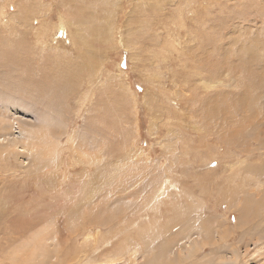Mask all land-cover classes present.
Returning a JSON list of instances; mask_svg holds the SVG:
<instances>
[{
    "label": "rangeland",
    "instance_id": "obj_1",
    "mask_svg": "<svg viewBox=\"0 0 264 264\" xmlns=\"http://www.w3.org/2000/svg\"><path fill=\"white\" fill-rule=\"evenodd\" d=\"M261 247L264 0H0V264Z\"/></svg>",
    "mask_w": 264,
    "mask_h": 264
},
{
    "label": "bare ground",
    "instance_id": "obj_2",
    "mask_svg": "<svg viewBox=\"0 0 264 264\" xmlns=\"http://www.w3.org/2000/svg\"><path fill=\"white\" fill-rule=\"evenodd\" d=\"M71 3V2H70ZM40 4V3H39ZM94 4V3H93ZM191 6V5H190ZM2 7V6H1ZM34 7V6H33ZM38 7V6H37ZM3 9V8H2ZM4 14V13H3ZM9 32V31H8ZM67 33H69V32H67ZM44 39V38H43ZM46 41V40H45ZM46 43V42H45ZM173 43V42H172ZM177 43V42H176ZM176 43H174V44H176ZM90 44V43H89ZM174 44H173V46H174ZM172 46V47H173ZM166 47V46H165ZM175 47V46H174ZM168 48V47H167ZM166 49V48H165ZM174 49V48H173ZM171 51V50H170ZM91 59V58H90ZM158 60V59H157ZM99 68V67H98ZM151 72V71H150ZM233 72V71H232ZM92 76V75H91ZM91 80H92V77L90 78ZM159 82V81H158ZM92 83V82H91ZM93 88V84H91L90 85V88L89 89H92ZM244 95V94H243ZM255 101V100H254ZM257 101V100H256ZM102 102V101H101ZM103 104V103H102ZM98 113V112H97ZM104 119V118H103ZM2 123V122H1ZM5 126H8V125H5ZM4 126V127H5ZM7 129V128H6ZM25 129V136H26V138L27 137H31L32 135H31V133L29 132V130L28 129H26V128H24ZM34 129V128H33ZM4 130V129H3ZM10 130V129H9ZM35 131V130H34ZM41 132H43V131H40V130H38V129H36V133H37V136L36 137H41V135H44V134H42ZM45 132V131H44ZM33 134L35 133V132H32ZM34 135H36V134H34ZM6 139H7V137H5L4 139H3V141H6ZM30 139V138H29ZM28 140V139H27ZM48 145V144H47ZM27 147H28V149L30 150V152L32 153L33 152V150L35 149L34 148V146H32V144L30 143V144H28L27 145ZM7 148V147H6ZM35 151V150H34ZM37 152V151H36ZM33 154V153H32ZM36 155V154H35ZM38 159V158H37ZM32 160V159H31ZM53 161V160H52ZM96 179H98V177L96 176L95 177V180ZM93 184H95V182L93 181L90 185H92L93 186ZM156 201V200H155ZM245 203V202H244ZM255 203V202H254ZM246 205V204H245ZM247 206V205H246ZM78 207V206H77ZM76 207V208H77ZM67 209V208H66ZM54 211V213H57V210H53ZM67 211V210H66ZM245 211V210H244ZM63 212V211H62ZM75 212H76V210H75ZM68 213V212H67ZM67 213H66V215H67ZM76 214V213H75ZM75 214H73L72 213V211H70L69 213H68V215L69 216H73V215H75ZM244 214V213H243ZM77 216V215H76ZM184 217V216H183ZM70 219V218H69ZM75 220V219H74ZM255 220V219H254ZM70 221V220H69ZM56 224V219H55V221L54 222H52L51 223V225H55ZM183 225V224H182ZM222 225H220L219 224V227H221ZM185 227V226H184ZM77 228V227H76ZM213 228H211V230H212ZM48 230V229H47ZM204 230H205V228H204ZM46 231V230H45ZM206 231L207 230H205V233H206ZM216 231V230H215ZM41 232V231H40ZM214 232V231H213ZM43 233H45V232H43ZM47 233V232H46ZM140 233V232H139ZM151 233V232H150ZM185 233V232H184ZM216 233V232H215ZM215 233H211V234H213V236L215 237ZM192 234V233H191ZM47 235V234H46ZM189 235V234H188ZM206 235V234H205ZM212 236V235H211ZM152 237V236H151ZM217 237V236H216ZM173 238V237H172ZM42 239V238H41ZM55 241H54V239L53 238H49L48 240H52L51 241V243H53V244H55V245H60V243H59V238H56L55 237ZM87 239V238H86ZM170 239V238H169ZM176 239V238H175ZM200 239H201V243H204L206 240H208L209 239V237L208 236H201L200 237ZM199 239V240H200ZM217 239H218V237H217ZM217 239H212L211 238V243H216L217 242ZM219 239H224L225 240V238H223V237H219ZM36 240V239H35ZM44 240V239H43ZM78 241V240H77ZM219 241V240H218ZM49 242V241H48ZM79 242V241H78ZM210 242V240L209 241H207L205 244H207V243H209ZM220 242V241H219ZM43 243V242H42ZM149 243V242H148ZM156 243V242H155ZM179 243H181V242H179ZM154 244V243H153ZM165 244H167V243H165ZM199 243L197 242V241H195L194 243L193 242H188V243H184V244H182L181 246H179L178 248H177V250L179 249V253L182 255H180L182 258H180L179 260H181V259H183V256L184 257H192L193 255H196L197 253H198V251L200 250V247H199V245H198ZM31 245V244H30ZM152 245V244H151ZM34 245H31V247H33ZM54 246V245H53ZM71 246V245H70ZM99 246V245H98ZM170 246V245H169ZM23 248L24 249H22V248H20L19 250H18V252L19 251H21V252H23L22 254L25 256V260L24 261H26L27 263L28 262H31L32 261V259H31V257H32V255L31 254H29V252L27 251V249H26V246H23ZM54 248H55V250H57V248L54 246ZM162 248H163V246H162ZM172 248H173V246H172ZM171 248V249H172ZM240 248V247H239ZM239 248H233L232 249V252L230 253V254H226V255H224L223 257H222V261L219 263V264H264V247H261L259 250H258V256H255V255H253L251 258H249V256H251L250 255V252H249V250L248 249H246L245 250V252H244V255H242L241 253H240V251L238 250ZM95 249V248H94ZM228 249V248H227ZM157 251H158V249H156ZM218 250V249H217ZM58 251V250H57ZM56 251V252H57ZM98 251V250H97ZM163 251H165V250H163ZM166 251H169V250H167L166 249ZM30 252H33V251H30ZM134 252V251H133ZM169 252H171V251H169ZM176 252V251H175ZM214 253H215V251H214ZM213 252H212V254H214ZM221 253V252H220ZM222 253H227V252H222ZM217 254V253H216ZM245 255H248L247 257H248V259H246V256ZM160 256V255H159ZM208 256V255H207ZM211 256V255H210ZM214 256V255H213ZM212 256V257H213ZM255 256V258L253 259V257ZM37 257V256H36ZM53 257V256H52ZM58 257V256H57ZM244 259H242V258ZM245 257V258H244ZM49 258V257H48ZM35 259H37V258H35ZM53 259H56V258H53ZM58 259V258H57ZM56 259V260H57ZM63 259V258H62ZM189 259V258H188ZM242 259V260H241ZM43 260V259H42ZM192 260V259H191ZM34 261V260H33ZM204 262H205V260H203ZM212 261V260H211ZM37 262V261H36ZM35 262V263H36ZM190 262H192V261H190ZM213 262V261H212ZM33 264V263H32ZM38 264H39V261H38ZM42 264H46V263H44V262H42ZM61 264V263H60ZM113 264V263H112ZM131 264V263H130ZM192 264H197L196 262H192ZM209 264H211V263H209Z\"/></svg>",
    "mask_w": 264,
    "mask_h": 264
}]
</instances>
